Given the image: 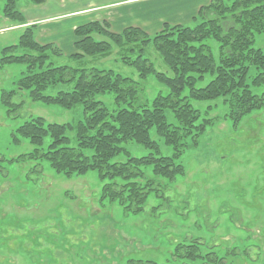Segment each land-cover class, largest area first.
I'll use <instances>...</instances> for the list:
<instances>
[{"label": "trees", "instance_id": "obj_1", "mask_svg": "<svg viewBox=\"0 0 264 264\" xmlns=\"http://www.w3.org/2000/svg\"><path fill=\"white\" fill-rule=\"evenodd\" d=\"M0 1L3 18L25 24L17 7L19 0ZM44 1L29 3L40 5ZM197 19L201 22L192 27L164 24L153 35L135 27L114 33L106 22H89L74 29V53L69 57L54 43H38L34 27H25L17 44L0 50V69L12 64L24 66L16 89L2 91V104L15 112L20 105L10 101L21 92L31 102L65 110L81 106L83 118L74 124H57L31 117L16 129L13 142L26 139L33 150L17 160H44L65 177L95 171L103 183L100 204H116L124 214L141 213L147 197L160 191L157 179L172 181L183 174L179 159L218 122L220 117L208 114L218 103L225 107L224 117L233 126L264 107V43L261 48L254 47L255 35L264 36V0H211L199 9L193 22ZM209 39L218 45L216 60L205 43ZM149 48L159 55L168 73L155 69L147 56ZM114 50L119 62L131 68L139 82L92 65V61L106 59ZM63 59L74 64H61ZM151 75L156 84L167 89L166 95L158 92L148 99L143 83ZM205 77L209 78L206 83ZM201 84L204 86L197 87ZM59 85L70 90L45 94L48 88ZM106 93L113 94L116 109L112 111L97 99ZM192 101L218 103L206 105L203 114ZM166 111L173 122H167ZM151 130L171 148L170 156L160 154L159 145L150 137ZM128 142L149 153L131 156L123 147ZM119 155L125 161L114 162ZM196 243L176 247L175 256L201 258Z\"/></svg>", "mask_w": 264, "mask_h": 264}, {"label": "rangeland", "instance_id": "obj_2", "mask_svg": "<svg viewBox=\"0 0 264 264\" xmlns=\"http://www.w3.org/2000/svg\"><path fill=\"white\" fill-rule=\"evenodd\" d=\"M2 7L0 1V28H5L12 22L3 18ZM200 22L197 19L188 27ZM21 32H0V50L17 44ZM254 38V47L261 48L263 34ZM205 43L216 60L217 43L211 39ZM116 51L92 65L139 82L136 73L119 62ZM146 52L158 72L168 73L152 48ZM60 63L74 64L68 59ZM23 71L24 66L17 64L0 69V264H263L264 107L233 126L224 117L222 104L192 101L203 114L206 105L218 103L208 114L220 119L182 154V175L172 181L157 179L160 191L147 197L143 211L124 214L116 204H100L103 183L95 171L65 177L44 160H17L33 150L26 139L17 137L18 144L13 142L16 129L31 117L57 124H74L83 118L81 106L65 110L31 102L21 92L10 101L20 107L10 111L13 107L2 104L1 93L15 90ZM208 80L205 77L204 83ZM143 84L148 99L158 92L167 94L152 75ZM69 90L59 85L45 94ZM97 99L110 111L116 109L113 94ZM165 116L173 122L169 111ZM150 137L162 156L172 154L154 130ZM123 147L137 158L149 153L133 142ZM113 161L123 162L125 157L119 155ZM145 171L150 174V169ZM193 241L198 242L201 258L175 256L176 247Z\"/></svg>", "mask_w": 264, "mask_h": 264}, {"label": "crops", "instance_id": "obj_3", "mask_svg": "<svg viewBox=\"0 0 264 264\" xmlns=\"http://www.w3.org/2000/svg\"><path fill=\"white\" fill-rule=\"evenodd\" d=\"M211 0H45L32 5L18 2L25 24L10 23L5 30L22 31L33 26L40 44L54 43L65 57L74 53V29L97 21L106 22L114 33L124 28H139L148 35L161 30L164 24L188 25L199 9Z\"/></svg>", "mask_w": 264, "mask_h": 264}]
</instances>
